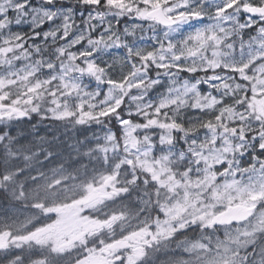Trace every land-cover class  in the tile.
<instances>
[{
    "label": "snow or ice",
    "instance_id": "snow-or-ice-1",
    "mask_svg": "<svg viewBox=\"0 0 264 264\" xmlns=\"http://www.w3.org/2000/svg\"><path fill=\"white\" fill-rule=\"evenodd\" d=\"M0 264H264V0H0Z\"/></svg>",
    "mask_w": 264,
    "mask_h": 264
},
{
    "label": "trees",
    "instance_id": "trees-1",
    "mask_svg": "<svg viewBox=\"0 0 264 264\" xmlns=\"http://www.w3.org/2000/svg\"><path fill=\"white\" fill-rule=\"evenodd\" d=\"M207 89V85H203L202 86V91H204V90H206ZM39 118L38 117H34L33 118V123H35L36 122V120H38Z\"/></svg>",
    "mask_w": 264,
    "mask_h": 264
},
{
    "label": "rangeland",
    "instance_id": "rangeland-1",
    "mask_svg": "<svg viewBox=\"0 0 264 264\" xmlns=\"http://www.w3.org/2000/svg\"><path fill=\"white\" fill-rule=\"evenodd\" d=\"M22 30L26 31L27 29L25 28V29H22ZM193 114H194V113H193Z\"/></svg>",
    "mask_w": 264,
    "mask_h": 264
}]
</instances>
